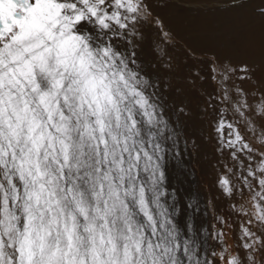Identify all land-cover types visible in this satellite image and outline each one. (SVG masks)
I'll return each mask as SVG.
<instances>
[{
    "label": "snow or ice",
    "instance_id": "1",
    "mask_svg": "<svg viewBox=\"0 0 264 264\" xmlns=\"http://www.w3.org/2000/svg\"><path fill=\"white\" fill-rule=\"evenodd\" d=\"M150 15L147 0H0V264H209L165 200L177 136L136 59ZM160 39L172 37L161 28ZM222 67L221 103L236 119L217 112L218 150L259 155L243 188L255 202L248 224L264 230V131L258 151L240 130L255 135L264 96L249 104L225 84L236 70ZM241 239L258 264L264 236L244 227Z\"/></svg>",
    "mask_w": 264,
    "mask_h": 264
},
{
    "label": "rangeland",
    "instance_id": "2",
    "mask_svg": "<svg viewBox=\"0 0 264 264\" xmlns=\"http://www.w3.org/2000/svg\"><path fill=\"white\" fill-rule=\"evenodd\" d=\"M206 1L147 0L153 14L139 27L142 39L136 42L137 66L155 85L152 91L157 92V100L163 105L165 118L177 136V147L166 162L164 184L166 202L177 209L174 220L180 229L181 237L194 242L201 261L207 260L209 264H228L231 257L238 255L244 264H248L244 259L245 250L241 247L242 229L250 227L257 236H263L264 230L259 229L255 223L248 224V220L254 218L255 209L252 206L254 202L251 200V194L243 188V177L247 176L249 165L253 169L256 168L260 157L257 155L255 159L248 160L241 154L240 160L237 161L232 158L229 150H218L214 132L217 112L227 109L224 112L225 118L229 121L235 119L231 108L221 103L222 93L213 79L211 67L214 60L212 57L218 54L220 59L244 55L240 50L245 44L242 29L244 26L248 28V25H244L245 21L237 17L233 8H240L247 15L254 13L256 21L264 24V16L258 11L264 7V0H213V3L219 2L222 6L216 5L217 7L209 10L207 7L211 4L208 5ZM215 9L221 14L217 15ZM159 17L161 18L158 25L156 21ZM201 19L205 20L201 22ZM249 20L252 25L256 24L252 17H249ZM161 28L171 34L172 40L169 44H161ZM208 40L215 42L213 54L202 53L198 48ZM161 49L164 55H161ZM206 49L210 50L211 47L208 45ZM250 56L259 58L254 53ZM263 69L264 67L254 69V77L258 82L264 81ZM235 70L231 78L240 80V68ZM180 108L184 111L180 112ZM240 130L245 140L259 151L242 131V125ZM170 146L171 142H168L166 147ZM222 178H227L235 186L236 192L233 196L224 193L219 183ZM245 212L248 215H245ZM217 234H220L219 238ZM255 255L258 264H264V254L257 252Z\"/></svg>",
    "mask_w": 264,
    "mask_h": 264
},
{
    "label": "bare ground",
    "instance_id": "3",
    "mask_svg": "<svg viewBox=\"0 0 264 264\" xmlns=\"http://www.w3.org/2000/svg\"><path fill=\"white\" fill-rule=\"evenodd\" d=\"M224 1V0H223ZM208 3V6L207 9L209 10L210 8H215L217 7L216 5H221V3L217 2V3H213V0H207L206 1ZM211 2V3H210ZM222 2V0H221ZM228 2H224V4H227ZM203 4V3H202ZM175 5V4H174ZM200 5V4H199ZM206 5V4H205ZM236 5V4H234ZM198 6V4H197ZM224 7V6H223ZM229 7V6H228ZM198 9V8H197ZM205 9V7H204ZM234 9V12L236 13L237 17H240L242 18L245 22H244V25L246 24V26L248 25V28H246L245 26L243 27L242 31H243V36H245V38H243L245 44L241 47H243L242 49V54L244 53L243 57L242 56H233L231 58H221L220 59V56H214L212 57L214 60L212 61V70H215L213 71V76H215V80H216V84H217V88L221 91L222 93V89L220 87V81H221V73L223 72V67L222 65H229L231 66L233 69L239 67V68H242V67H247V77L248 79H245V80H236L235 78H231L230 77V81H226L225 84L226 86L229 88V89H232L233 85L239 87V88H242L244 90V92L247 94V100H248V103L249 104H252V105H256L260 102L262 96H264V81L262 82H258V80L256 79L255 74H254V69L255 68H262L264 67V24H261L259 23L258 21H256L255 19V14L252 13L253 15H247L246 13H243L241 11L240 8H233ZM159 10V9H158ZM212 10V9H211ZM230 9H222V11H229ZM198 11V10H197ZM216 11V9L214 10ZM211 12V11H210ZM209 12V13H210ZM150 13L151 15L153 14L152 10L150 9ZM195 13H198V12H195ZM203 13V11H202ZM201 13V14H202ZM207 15V13H205ZM204 14V15H205ZM216 14L217 15H220L221 12H218L216 11ZM200 15V14H199ZM203 15V14H202ZM150 17V16H149ZM155 17V16H154ZM199 17V16H198ZM202 17V16H201ZM226 17V16H224ZM249 17H252L254 19V21L256 22V24L252 25V21L249 20ZM151 18V17H150ZM160 18H158V20L160 21ZM197 18V17H196ZM205 19H201V22H203ZM219 20V19H218ZM210 21V20H208ZM213 21V20H212ZM224 21V20H223ZM233 21V20H232ZM220 22V21H219ZM205 23V22H204ZM212 23V22H211ZM210 23V24H211ZM215 23V22H214ZM209 24V22H208ZM216 24V23H215ZM204 25V24H202ZM207 25V24H206ZM212 25V24H211ZM214 25V24H213ZM220 25V23L218 24ZM210 26V25H209ZM240 26V24H239ZM186 27V26H185ZM192 27V26H191ZM217 27V25H216ZM215 27V28H216ZM221 27V26H220ZM226 27V26H225ZM227 28V27H226ZM217 30V29H216ZM226 30V29H225ZM224 31V29H223ZM228 31V29H227ZM227 31H225L227 33ZM232 32V31H231ZM235 32V31H234ZM250 32V34H249ZM233 33V32H232ZM237 33V32H236ZM204 34V33H203ZM210 34V33H209ZM212 34V33H211ZM225 34V33H223ZM230 34V33H229ZM231 35V34H230ZM258 35V36H257ZM212 36V35H211ZM255 36H257V38L253 41V39L255 38ZM213 38V37H212ZM202 39V38H201ZM227 40V38H226ZM200 41V40H198ZM229 41V40H228ZM227 41V42H228ZM235 42V41H234ZM201 43V42H200ZM216 43H218L216 41ZM232 43V42H231ZM239 43V42H238ZM219 44V43H218ZM221 44V43H220ZM225 44V43H224ZM243 44V42H242ZM241 44V45H242ZM209 45V47H211V49L207 50L206 47ZM195 46V45H194ZM234 46V45H233ZM214 47H215V42L214 41H206L204 43L203 46H198V48L200 49V51L203 53H209V54H213L212 52H214ZM218 47V46H217ZM232 47V45H231ZM186 48V47H185ZM188 48V47H187ZM196 49V48H195ZM207 50V51H205ZM235 50V49H234ZM239 50V52H240ZM191 51V50H190ZM194 51V50H193ZM200 51H196V53L200 52ZM225 52V51H224ZM224 52H223V55L224 56ZM228 52V51H226ZM200 53V54H202ZM219 53V52H218ZM232 53V52H231ZM252 53H254V55H258L259 58H255V57H251L250 55H252ZM217 54V53H216ZM247 54V55H245ZM249 54V55H248ZM221 56V57H222ZM211 57V56H210ZM227 57V56H226ZM207 59V58H206ZM208 60V59H207ZM211 64V63H210ZM264 70V69H263ZM235 74V73H234ZM229 82V83H228ZM232 95H233V99H235V92L233 91L232 92ZM233 115V113H232ZM234 117V116H233ZM232 117V118H233ZM234 119H236L234 117ZM262 125H264V121H261L259 118H256V131H255V135H253L251 132H246L244 130V127H243V132L246 134L247 138L249 139V141L254 145V146H257L258 149H260V144L258 142V138L261 134L262 131H264V127H262ZM243 175V174H242ZM249 196V195H248ZM250 199V198H249ZM252 200V199H251ZM249 201V200H248ZM254 202V201H253ZM255 203V202H254ZM251 204V202L249 203ZM253 206V205H252ZM263 234V233H262ZM264 236V235H263Z\"/></svg>",
    "mask_w": 264,
    "mask_h": 264
}]
</instances>
